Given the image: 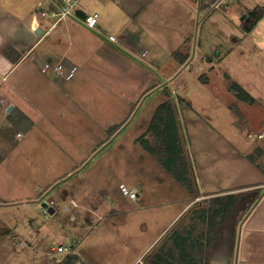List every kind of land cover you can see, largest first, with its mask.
Segmentation results:
<instances>
[{
    "label": "rangeland",
    "instance_id": "374dc122",
    "mask_svg": "<svg viewBox=\"0 0 264 264\" xmlns=\"http://www.w3.org/2000/svg\"><path fill=\"white\" fill-rule=\"evenodd\" d=\"M217 1L81 0L80 10L99 15L103 46H74L71 58L80 57L72 59L71 82L62 79L61 89L58 83L43 89L24 84L34 93L40 87L42 94L69 91L64 102L72 112L55 111L60 124L45 119L47 129L34 130L29 142L16 137L25 146L6 151L10 157L0 164V264H60L72 244L78 264H133L159 241L156 248L170 243L192 217L189 201L203 198L189 194L134 141L166 101L175 108L197 195L258 186L243 189L229 216L239 220L264 185L262 170L247 158L258 146L249 135L264 125V16L251 32L242 30L247 11L264 0L219 7ZM69 16L76 18L74 11ZM177 50L190 59L179 62L172 56ZM60 67L65 74L66 66ZM224 74L257 103L237 100ZM116 124L121 126L110 131ZM257 162L264 165V156ZM129 192L139 196L132 199ZM43 203L54 213L44 212ZM133 206L135 213L126 212ZM229 235L216 250L227 248Z\"/></svg>",
    "mask_w": 264,
    "mask_h": 264
},
{
    "label": "crops",
    "instance_id": "0c3cea01",
    "mask_svg": "<svg viewBox=\"0 0 264 264\" xmlns=\"http://www.w3.org/2000/svg\"><path fill=\"white\" fill-rule=\"evenodd\" d=\"M82 10L86 11L84 8ZM59 11L58 5L52 0H0V164L10 157V152L6 151L17 144L19 148L20 145L24 147L23 141L27 139L29 142L28 137L34 130L47 129L43 123L45 119H48L46 122L52 120L55 124H60L52 113L56 111L57 114L61 109H70L69 113L72 112L71 106L64 102V99L70 96L69 91H63L64 93L58 96L46 91L42 94L41 90L46 84L58 83L61 89L63 80L65 83L68 80L71 82L72 77L69 78L67 69L69 65L77 64L72 59L77 60L80 57L77 53L71 58L70 51L74 46L79 50L84 47L97 49L103 46L102 40L97 36L101 32L99 22L95 29H90L85 25L83 18L76 15V11V18L68 16L63 19L58 16ZM42 12L46 15L42 16ZM39 29L42 34L36 33ZM52 36H55L58 42L49 44L48 39ZM177 51H173V57ZM187 55L184 56L185 61L188 59ZM205 57L207 56L202 54V58ZM208 63L213 61L210 59ZM60 66H66L65 74L64 71L63 74L59 73ZM30 83L35 84V87L42 86V89L40 87L35 93L31 92L29 85L24 86ZM52 99L57 100V104L53 103L50 107ZM41 102L46 107L41 108ZM54 104L59 107L55 108ZM16 137L24 139L22 142L18 140L17 143ZM257 145L264 146L261 143ZM262 172L264 174V171ZM251 186L257 185L240 186L234 193L243 192V189ZM226 192L228 191L218 193ZM206 195L216 193L207 192L200 197L204 199ZM138 196L137 194L136 197ZM240 201L219 228L218 239L210 250V264H216L214 259L220 264H264V187L257 191L256 196L242 211L238 218L240 221H232L229 216ZM193 202L191 199L186 207H190ZM133 207L126 212L135 213L137 209ZM228 234L230 241L227 248L223 246L222 251L216 250L217 242ZM141 258L133 264L140 263Z\"/></svg>",
    "mask_w": 264,
    "mask_h": 264
},
{
    "label": "trees",
    "instance_id": "16d2710c",
    "mask_svg": "<svg viewBox=\"0 0 264 264\" xmlns=\"http://www.w3.org/2000/svg\"><path fill=\"white\" fill-rule=\"evenodd\" d=\"M263 16L264 6L248 10L247 20L242 23L243 32H251ZM179 55V51L174 53V57L183 63L185 58L184 56L178 57ZM207 59L210 60L208 57ZM224 75L228 82V90L237 100L252 105L257 103V99L244 86L228 74ZM203 77L207 82V76ZM232 109L237 110L236 106H232ZM120 126V124H116L110 131L118 129ZM136 143L152 155L158 164L189 194H195L196 197L201 196L196 192V181L183 150L175 108L171 102L166 101L156 108L146 131L136 139ZM261 156H264V148L257 146L255 152L248 154L247 158L264 171V165L257 162ZM243 193L226 192L210 195L211 197L206 195L208 198L192 204L187 210L192 213L189 223L175 230L170 243L156 248L159 241L143 256V264H210V250L218 239L219 228L242 199ZM164 237L162 238L164 239ZM70 250L71 253L67 254L60 264H78L79 256L74 251L75 244L71 245Z\"/></svg>",
    "mask_w": 264,
    "mask_h": 264
},
{
    "label": "built area",
    "instance_id": "2783aa9c",
    "mask_svg": "<svg viewBox=\"0 0 264 264\" xmlns=\"http://www.w3.org/2000/svg\"><path fill=\"white\" fill-rule=\"evenodd\" d=\"M232 1L234 0H218L217 1L218 3L216 6L219 7L220 5H228ZM52 2L58 5L60 9L58 16L60 19H63L71 15L73 11L75 13V11L79 9V4L81 0H52ZM45 15L46 14L42 12V16H45ZM83 21L88 28L95 29L99 22V15L97 13H89L85 11ZM109 39L111 41H116V39L113 36H110ZM249 136L252 138L254 142L264 144V125L258 132L250 134ZM262 187H264V185ZM129 194H130V198H133V199L136 198L135 192H129ZM51 204H53V202H51ZM43 210L44 212H47L46 208ZM65 250L66 248L62 244H60L57 247V251L59 253H62ZM69 252L71 251L69 250Z\"/></svg>",
    "mask_w": 264,
    "mask_h": 264
},
{
    "label": "water",
    "instance_id": "95a60500",
    "mask_svg": "<svg viewBox=\"0 0 264 264\" xmlns=\"http://www.w3.org/2000/svg\"><path fill=\"white\" fill-rule=\"evenodd\" d=\"M76 15L77 16H79L80 18H83L84 17V12L82 11V10H77L76 11ZM246 17V15H243L242 17H241V20H244V18ZM36 33L37 34H42V30H36ZM42 207L45 209H47L48 210V213H50V214H53L54 213V209L53 208H50V207H48V204L47 203H43L42 204Z\"/></svg>",
    "mask_w": 264,
    "mask_h": 264
}]
</instances>
